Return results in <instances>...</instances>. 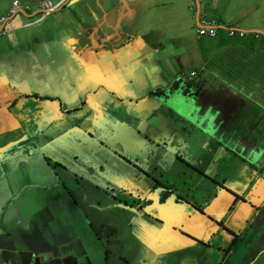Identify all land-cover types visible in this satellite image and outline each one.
<instances>
[{"label":"crops","instance_id":"crops-1","mask_svg":"<svg viewBox=\"0 0 264 264\" xmlns=\"http://www.w3.org/2000/svg\"><path fill=\"white\" fill-rule=\"evenodd\" d=\"M12 1L0 0V17L6 18L4 32H0V264H147L150 257L153 264H198L196 255L199 251L195 247L209 243L212 238L214 244L208 248L221 254L224 253L221 250L227 251L232 245L238 250L243 247L246 223L256 217L251 204H264V110L256 109L252 101L264 104V95L262 98L256 94L248 96L243 86L231 85L232 82L206 65L217 52L224 53L225 46L234 44L231 39L220 46L223 36L219 40V32L220 35L226 31L229 36L239 37L230 35L228 26L264 34V0H51L61 5L46 17H41L39 9L43 0H17L23 11L5 17ZM200 8L206 12L207 18L220 21L222 26L216 36L197 34ZM47 62L52 70L43 71L41 84L55 96L63 94L65 103L76 101L74 90L78 86L84 89L82 93H87L90 86L97 87V96L105 95L102 103L105 108H112L109 99L129 100L138 96L141 99L133 112L148 111L151 122L157 124L175 121L174 114L168 110L162 112L170 115L163 120L159 116L161 112L154 110L161 99L170 101L168 94L171 92L185 89L190 102L197 108L210 105L203 101L205 94L197 92L195 83L191 82L190 86L183 83L182 72L186 76L196 73L191 76L199 77V80L206 76L203 90L209 93L234 91L238 98L249 100L248 106L255 116L251 123L256 126L252 124L247 132H244L245 127L243 131L239 128L232 135V150L240 156L242 165L249 172L248 180L245 181L240 174L234 184L241 188L240 193H246L240 200L239 211L233 215L236 216L232 219L234 222L227 218V212H222L216 214L215 219L220 224L212 232L198 228V224L183 232L169 229L170 239L165 238L167 243L160 249V244L146 242L145 225L148 226L147 232L152 230L149 222L145 224L142 220L141 227L137 226V234L134 232L131 239L140 248H133V244L127 241V230L132 224L129 220L122 222L126 217L111 219L102 205H92L83 197L81 200L76 197L75 191L81 190L84 194L83 176L79 171L85 170L84 164L75 160L73 155L56 157L55 152L45 151L43 147L31 145L27 148L29 136H33L35 130L22 128V123L27 124L26 116H23L22 108L17 110L16 101L21 83H16L17 90L11 88L15 83L13 75L18 73L12 67L19 63L23 74L27 75L31 70H42ZM194 64L197 67H192ZM71 81L74 84L70 85ZM30 83L29 79L23 83V92H33ZM163 95H167L166 98ZM58 103L56 99L47 101L46 109H50V114L44 113L37 121L41 130H45L49 122L59 120L54 116L60 114ZM242 114L236 121H243L244 112ZM215 117L218 119L219 116ZM118 124L110 121L108 131L111 135L118 133ZM169 128H164L167 134ZM156 129L161 130V127ZM212 133L215 135L212 138L217 141L214 128ZM70 140L77 145L76 139ZM17 147L25 154L14 159L17 167L24 164L28 182L53 185L50 190L27 189L22 184H14L16 179L12 172L15 167L8 152L9 149L16 152L14 148ZM55 159L69 167L68 173H64L62 165L54 163ZM85 160L87 164H95L92 157L87 156ZM103 165L105 163L97 162L99 170L104 168ZM50 166L60 175L59 184V177L53 175L49 178ZM74 173L77 182L71 181L68 189H64L65 174L71 176ZM221 177L224 179V175ZM87 180L91 184L86 186L99 184L96 177ZM9 184L17 186L16 192L21 190L18 198ZM73 198L77 199L79 206L74 205ZM132 214L136 218L137 213ZM169 215L171 219L175 218L174 214ZM204 219L211 218L204 216ZM154 233L160 239L157 231ZM219 243L223 246L215 248ZM232 254L235 260L238 255L239 259L249 258L245 251ZM257 264H264V259Z\"/></svg>","mask_w":264,"mask_h":264},{"label":"rangeland","instance_id":"rangeland-1","mask_svg":"<svg viewBox=\"0 0 264 264\" xmlns=\"http://www.w3.org/2000/svg\"><path fill=\"white\" fill-rule=\"evenodd\" d=\"M193 43V41L191 42ZM259 43V42H258ZM211 46H215L213 43L210 44ZM192 67H197V64L192 65ZM187 73H190L189 70H187ZM181 76L184 78V84L189 85L192 81V79L185 78L184 74L182 73ZM206 80V76H202L201 80L199 81L200 88L197 90L199 93L203 89H205L204 81ZM196 83V82H195ZM184 92V93H183ZM232 93H235L234 91H228V90H216L214 93H210L208 99L211 100L212 105L204 106L202 108H197L193 102H190V96L189 93L184 89L182 91H174L169 93L170 101L168 103H171L173 106L180 108L183 114H187L190 118L193 119V122H189L188 126L185 122V118L182 116L177 117V119L171 124L172 128L170 127L168 129V134H166L165 138L162 139L165 141V145L167 146H174L178 147L177 152L182 154L183 156L189 157L195 164L201 165L203 162H208L210 160H214L215 156L214 153H211L209 156L207 155V150L211 147L210 143L213 142L212 146H214V140L212 139V136H215L211 133H209L205 128H215V133L217 135V132L221 129L222 124L220 121H217V118L215 116H219V114H222L229 118L230 120L236 115L238 110V105L240 104L238 102V98L235 96H238L237 93H235V96H231ZM231 96V97H227ZM166 98V97H165ZM254 102V106L256 109H263L264 110V104L260 103L259 101L252 100ZM31 100L23 97L17 102V110H19L22 106H24L23 109V116H26V121L24 124L22 123V128H26L30 130V126H32V120L35 119L39 115L38 107H31ZM23 103H25L23 105ZM215 110L216 112H213L212 110ZM208 110V111H207ZM207 111V112H206ZM217 112L219 114H217ZM214 116V119H210L211 116ZM252 112L250 111V117L246 116L245 120L242 122V125H245V128L247 129V124L252 125L251 120H255V118L252 117ZM211 120H213V126L211 123ZM194 121L198 122L195 123ZM240 121V120H238ZM204 127H202L200 124ZM256 126V124H253ZM170 126V125H169ZM33 130V129H32ZM248 130H244V132H247ZM225 130L221 129L219 131L218 138L226 143L231 148L222 151L223 157L222 159H219L214 162V168L207 167V165H202V168H206V171L211 175V177H206L200 174V172L195 168H192L188 172V181L190 187L187 186L186 189H174L170 187V181L166 179L167 175L171 178H174V175H171V168L168 170V174L164 171L160 173L159 175V181L160 182H154L148 180L140 173H137L135 171H132L125 162L119 163L115 159L113 160L112 164H105V167L109 169L107 170L105 181L107 182L106 186H102L101 184H95L96 188H89L85 189V192H87L88 198L90 199L89 202L91 204L98 203L103 206L106 215L111 219H116L119 217H122L123 219L126 217V212H141L142 209H146L143 212H147L149 216L156 217L154 219L148 220L149 222H152L156 228L159 229V232L157 234L159 237L170 239V233L167 231V225H175V228L177 231L179 229H192L195 225L198 224V228L200 229H207L209 231L219 228L218 223L219 220L215 219V216L217 213L227 212V218L230 219V222H234L232 220L234 217L235 212L239 211V201H235L233 199V196L230 194L231 185L229 183H226V180H221V176H232L234 172V168L238 167V164H231L230 166V172H228L227 167L229 166V161L231 160L232 156V147H233V136L229 138L228 141H225L222 139V136L224 134ZM93 133V132H92ZM134 135H138L135 130L131 126L128 127L127 132L125 133L124 137L121 140H114L113 144H107L106 147L108 150H111V148L116 144L120 143L123 150L128 151H135L130 155L122 154V157L125 159H134L135 154L139 153V160L140 159V151H143L145 148L149 147L148 142L139 140L138 137L133 139ZM87 146L90 147L91 145H97L92 139L87 140ZM60 145L64 148H74L73 142L70 140H65L64 142H60ZM207 146V147H206ZM90 148L95 149V146H91ZM101 149V146L99 145V149ZM140 150V151H138ZM152 152L154 150H151ZM95 152H93V155ZM111 154V153H110ZM113 155V154H112ZM214 156V157H213ZM97 158V157H96ZM227 160H226V159ZM93 161H96L97 159L92 158ZM82 165V164H81ZM248 165V164H247ZM83 166V165H82ZM139 166V165H138ZM249 168V165H248ZM158 169H161V166L158 167ZM94 171V170H92ZM218 172L219 178L216 180V187L213 188L210 184L211 181L215 180L214 172ZM64 173H68L67 170L64 171ZM82 174V173H81ZM91 174H94L93 172ZM103 173L97 172L94 175H100ZM75 175V173H74ZM89 176V175H88ZM89 183V180L85 178V175L83 174V185L86 186V184ZM77 184V183H76ZM91 184V182L89 183ZM177 187H179L182 182H177ZM203 184L205 188V194L202 195H192L190 196V192L192 190H198L203 193ZM207 185H209L207 187ZM101 187V188H100ZM99 188V189H97ZM171 191L175 190V192H179V194L184 195L185 193V202H180L179 197H176L172 203L175 205L182 206L184 203H187L186 206L183 209V212H187L191 215V217L199 218L198 220L194 219H181L179 218L180 213L178 214L175 212L174 206L168 209L167 205L169 202V199L173 197L174 195ZM241 189V188H239ZM95 192H98L102 203L100 200V197L95 196ZM194 192V191H193ZM76 197L81 200L82 197L85 199L84 194H81L80 191H75ZM242 199V198H241ZM90 204V205H91ZM232 208L229 210L230 205ZM229 205V206H228ZM258 206H262L261 204H258ZM183 207V206H182ZM255 207V206H254ZM116 209V210H115ZM255 209V208H253ZM121 212L122 214L119 215L118 212ZM181 212V210L179 211ZM174 214L175 218L171 219L170 215ZM229 214L231 215L229 217ZM137 216L139 218H142L141 214L137 213ZM204 216L209 218L213 217L215 220L212 219H204ZM127 217L130 218L131 223L135 222L134 217L130 216V214H127ZM125 218V221L122 222H128V218ZM122 223V224H125ZM229 226L228 224L226 225ZM261 227H264V224H261ZM212 232V231H211ZM206 233V231L204 232ZM245 236V235H244ZM210 239V238H209ZM128 243L133 244L131 241V238H127ZM210 242H213L214 239H210ZM146 242L149 244L152 243H158L160 244V249H162V244L167 243L166 240L162 241V239H157L156 233L153 234V232H147L146 235ZM227 242V241H226ZM138 249L140 248L139 244H133V246ZM223 244L219 243L215 246V248L221 247ZM137 249V248H136ZM199 252L207 251L210 252L207 245L199 244L197 247H195ZM239 252L238 249L234 251V253ZM121 254V252H120ZM166 256V254H165ZM167 256L172 257L170 254ZM239 256V255H238ZM236 256V258H238Z\"/></svg>","mask_w":264,"mask_h":264},{"label":"flooded vegetation","instance_id":"flooded-vegetation-1","mask_svg":"<svg viewBox=\"0 0 264 264\" xmlns=\"http://www.w3.org/2000/svg\"><path fill=\"white\" fill-rule=\"evenodd\" d=\"M200 16L202 18L208 20V21H215V22L218 23L217 20L207 18L206 12L201 11V8H200ZM183 74H184L185 78L192 79L191 82H193V83L196 82L195 85L197 86L198 89L200 88L199 77L191 76L192 74L191 75L187 74V76H186L185 73H183ZM195 74H193V75H195ZM189 75H190V77H189ZM97 92H98L97 87L94 88L93 86H90L89 89H88V92L85 93V96H86L85 102L86 103L84 102V100L81 101V102H78V103H76V101L73 102V103H70V104H73V106L71 107V109H72L71 116H75V115L80 116V113H79V111L76 108V105H80L81 103L84 104V106H86V108L88 110H90V112H89V116H90L89 120H90V123L93 125V129H91V130L94 131L93 133L95 134L96 137H102L106 133H108V125L110 124V120L116 121L118 119H123V120L127 121L129 123V125L133 128V130H135L136 133L138 134V135H134L133 139L138 137V139H136V141L142 140V141L148 142L149 147L145 148L143 151L138 150V151H140V159L141 160H139V153L135 154L134 159H128L127 160V159H125L123 157L118 156V154H116L115 151H119L118 150V148H119L120 149L119 152H121L122 154L130 155L133 152H135L136 150L135 151L123 150L122 146L118 145L114 149L113 148H111V150L107 149L106 151L101 153V154H105L104 157H101L99 154L98 155H93V151L97 152L98 149H99L97 145H92V146L96 147L95 149H91L87 145L85 147H88V149H84L83 147L81 149V145H77L76 146L77 149H76V151H74V153L82 152L83 155H84L83 156V162L86 163V164H87V160H85V159L87 158V156H89V158L92 157L94 159H97L95 161V164H94L95 167H98L97 166V162L98 161L101 162V163H105V164H109V163L112 164L113 160L115 159L119 163H122V162L124 163L125 162V164H127L128 167L132 171L140 173L145 178L149 179L150 181H153V183L157 182V181L160 182L159 181L160 173L164 171L165 173L168 174V170H169V168H171V171H172L171 175H174V178H171L168 175L166 177V179L168 181H170V187H172L174 189H182V188L186 189L187 186L190 187V185L188 184L189 183V181H188V172H189V170H191L192 168H194V169L196 168L200 172L201 175L206 176V177H211V175L206 171V168L208 166L214 168V164L213 163L216 162L218 160V158L222 159V157H223V153L224 152L223 153H221V152L231 148L226 143L221 141L219 138H218L217 141L212 138L215 143H214V146H212L213 142L210 143L211 147L207 150V155L209 156L211 153H214L213 155L215 156V159L214 160L212 159V160H210L208 162H205V163L203 162V164H201V165L195 164L194 162H191L192 160L189 157L183 156L182 154L178 153L177 152L178 147L167 146V145H165V141L162 140V139H166L165 136L167 134V132H166V130L164 128H169L171 126L172 122L171 123L161 122V123H159V127H161V130L160 129H156V128H154V126H152L153 123L151 122V117L149 116L148 111L144 112V113H135V112H133L134 109L136 107H138L137 103L139 102V100L141 98H139L138 96L137 97L134 96V99H129V100H121V99H118V98L109 99V101L111 103V106H112V109H113V113H110V112L104 110L106 105H102L103 98H105V95H102V96L98 95L97 96ZM189 92L192 93V90L189 89ZM200 93L205 94L203 101H205L207 104L212 105V103H211L212 101L208 99V96L211 95L209 93V91L208 90H202V91L199 92V94ZM150 94H151V92H150ZM166 96L167 95H163L164 98ZM211 96H213V95H211ZM231 96H235V93H232ZM231 96H227V97H231ZM235 97L238 98L237 96H235ZM247 101H249V100L238 98V102L240 104L238 105V110H237L236 115L231 120L229 118H227L226 116H224L222 114H219L217 112V114H219V117H218L217 121H220V123L222 124L221 129L225 130V132H224V134L222 136L223 140L228 141L229 138L232 135H234L235 132H237V130L239 128H241L242 131L244 130V127H245L246 124L242 125V122L245 120L246 116L250 117V108L248 106ZM160 102L161 103H159V106L154 107V110L156 112H161V113H159V116H160V118L162 120L163 119H167V116H170L168 113H162L163 111H167L168 110L170 113L174 114V119L175 120L179 116L184 117L187 126H188L190 121L193 122V119L190 118L187 115L185 116L182 113V111L180 110V108H177V107H175L173 105H167L168 102H165L163 99H161ZM75 103H76V105H75ZM212 111L216 112L214 109ZM59 112H60V114L56 113L54 116L55 117L57 116L58 119L63 118L65 115L61 111H59ZM243 112H244V116H245L243 121H241V120L240 121H238V120L236 121V119L238 118L239 115L240 116L243 115L242 114ZM252 116H251V119H252ZM144 127H146V128H144ZM246 127H247V130H251L252 125H247ZM73 128H74L73 133L68 134L66 138L61 139L59 142L62 143L65 140H70L71 138L75 139V137H80L82 140H85V141L90 140L89 135L86 132H84L82 129L78 128L77 126L76 127L74 126ZM148 128H154V130H153L151 135L147 134L146 131H145ZM127 130H128L127 126H125L122 123H119L118 124V133L116 134L115 139H122L124 137L125 133L127 132ZM219 131L217 132V136H219ZM70 141H72V140H70ZM151 150H154V151L152 152ZM234 162H235V164H238V167L234 168L233 175L229 176V177L228 176H224V179H222V177H221V180H226V183H229L231 185L230 194L233 196V199L235 201H239V200H241V198H243L246 195V193H243V192L240 193L239 192V187L235 186L234 184L236 183V179L239 177L240 174H242V177L244 178L245 181L248 180L249 172L242 165L240 156L232 150L231 160L229 161L230 164L227 167L228 172L231 171L230 170V166H232L231 164H233ZM86 164H84L85 165L84 166L85 170L92 171V169H91L92 165L91 164H87L86 165ZM202 165H207V167L206 168H202L201 167ZM80 166H81V168H83L82 165H80ZM160 166H161V169H158V167H160ZM103 167L104 168L102 170L95 169V171H92V172L94 174H96L97 172L103 173V174H100V175H95L94 177L99 179V184H101L102 186H106L107 182L105 181V178H106L107 170L109 169V167L106 168L104 165H103ZM79 171H80V173H82V176H83V174L85 175L86 179L93 178V176H91V175H94V174H90V173H86L85 174L82 171V169H79ZM75 175L68 176L67 174H65V176H64L65 180H64V183H62V187L64 189H68V186L71 185V181L77 182L75 180L76 179ZM214 175H215V177H213V178H215V180L210 182V184L212 185L213 188L216 187V180L219 178L218 176H221L216 171L214 172V174L212 176H214ZM177 182H182V184L179 187H177V184H176ZM208 186L209 185H207V187ZM89 188H96V187L95 186L94 187L85 186V188H84V197H85L86 201L90 200L88 198L87 192H85V189H89ZM97 189H99V188H97ZM167 189L170 190L169 188H167ZM20 191L18 192V194L20 193ZM192 191H198V190H192ZM171 192H172V194L174 196L169 199V202H168V205H167L168 209L170 210V208L172 206H174L175 212H177L178 214L180 213L181 216H179V218H181V219L191 217V215L188 214L187 212H183V209H184V207L186 206L187 203H184L182 205L183 207L180 206L179 204L175 205V204L172 203V201L176 197H179L180 202H182V201L185 202V198H186L185 193H184V195H181V194H179V192H175V190H172ZM200 193L201 194H205L204 184H203V193L202 192H200ZM95 196L100 197L98 192H95L94 197ZM100 199H101V197H100ZM251 206L254 207V204H251ZM145 210L146 209L144 208V209L141 210V212H136L138 214H141L142 218H139L138 216H136V218H135L132 213H129V212L126 213V217H127V214H130V216H133L134 220H135V222H133V224H132L131 221H130V218L127 217L128 220L130 221V223L132 224L131 227H129V229L127 230V233L129 235L128 237L126 236L127 238H131V239L134 238V232L137 234V231H138L137 226L141 227L142 220L145 223V222H149L148 220L156 218V217H152L151 218V216H149L147 212H143ZM180 210H181V212H179ZM209 218H211L212 220H215L213 217H209ZM251 220H252V218L247 222L248 224H247V227H246L245 236H243V238H245L244 239V246L243 247H239L240 251H242V252L245 251V252L249 253L248 257L255 255L258 252V250L260 249V245L257 248H254V245L256 244V242H255V240L253 238H248L250 233H251V231H252V229H251L248 232V227H249L250 223H251L250 228L252 226L253 227L255 226L253 224V220L252 221ZM257 223H261V219H259L257 221ZM145 226H146L145 230H146V233H147L148 226H147V224ZM167 226H168L167 227V231L169 229L177 231V229L175 228V225H171V226L167 225ZM149 228H151L152 232L153 231L159 232V229L156 228L152 222H149ZM38 231H39L38 234L42 235V231H40V230H38ZM178 231L179 232H183L182 229H179ZM158 237H159V235H158ZM159 238L160 239L162 238L163 240H166L163 237H159ZM212 244H214V243L213 242H209V243H207L205 245H207L209 247ZM239 244H241V242ZM232 246L227 251L221 250V252H224L223 254H221L218 250H210V249H209L210 252H207L205 250V251H202L201 253L198 252L197 255L195 253L196 257H198V264H225V263L226 264H257V259L264 256V249H261V251L258 254H256L255 257L253 256V258H251V259H249L247 261H244L245 257H243V259L242 258L241 259L236 258L237 260H235V257L232 258L233 257L232 253H234V251L238 247H236V246L232 247ZM133 248H135V247L133 246ZM158 254H160V251H158ZM186 254L189 255L187 252H186ZM154 255L156 257L157 254L154 253ZM147 264H153V260H152L151 257H150V259H149Z\"/></svg>","mask_w":264,"mask_h":264},{"label":"water","instance_id":"water-1","mask_svg":"<svg viewBox=\"0 0 264 264\" xmlns=\"http://www.w3.org/2000/svg\"><path fill=\"white\" fill-rule=\"evenodd\" d=\"M18 11H23V9L19 8ZM1 29L2 28H0V31H1ZM15 65H16V67H12V68L17 69L18 73H14V75H13V81L15 83H13L14 86H12L11 88L17 90L18 85L16 83H19V84L21 83V90L19 93H17L16 101L17 100L19 101L23 95V97L30 99L32 101L31 102L32 108L39 106L38 107L39 115L37 117H35L34 120H32V126H30V130L34 129L35 133L33 134V136H29L30 141H28V144H30V145H27V148L30 147L31 145H33L37 148L43 147L45 149V151L55 152L57 154L56 157H58L60 154H63L66 157L73 155L75 160H78L82 164H86L83 162V156H84L83 153L82 152L74 153V151H76L77 145H81V149H82V147L84 149H88V147H85L87 145V143H86L87 141L82 140L80 137H75L77 145H74V148H64V147H62V145H60V142H59L61 139L66 138L68 134L73 133V131H74L73 127L74 126L75 127L77 126L78 128L82 129L84 132H86L89 135L90 139H92L97 144L98 148H99V145L101 146V149L98 150L97 152H95L94 155L99 154L101 157H104L105 154H101V153H103L104 151L107 150L106 145L107 144L112 145L114 140H121V139H115L116 135L115 134L111 135V133H109V131H108V133H106L102 137H96L95 134L92 133L94 131L91 130V129H93V125L90 123V120H89L90 110H88L86 108V106H84V104H82V103L80 105H76V103L81 102L83 100L85 102L86 96H85V93H82L84 90L82 87L78 86V88L74 90L75 94L77 95L75 105H76L77 110L80 113V116H78V115L71 116V112H72L71 107L73 106V104H70V103L68 104L67 102L65 103L64 99L62 97V96H64L63 94H62V96L61 95L55 96V95H53L52 92H48V90H46L42 86L41 74H43V71H45V70L47 71L48 68L51 69L49 62H47V64H44L42 70L37 68V69L31 70V72L27 75L23 74V68H22V66L19 65V63L18 64L15 63ZM27 79H29V81L31 82L30 84L33 88V92H23L22 91L23 83ZM71 84H74V82L71 81L70 85ZM105 88L109 90V88H107V87H105ZM46 91L48 93H45ZM112 93H114V91H112ZM44 98H47V99H44ZM52 99H56L59 101V103H58L59 109L65 116L63 118H60L59 120H53V121L49 122L47 124V126L45 127V131H44V130L40 129L41 125L37 121L42 119V115L44 113L47 115L50 114V109L49 108L46 109V106H47V101H50ZM24 104L25 103H23V105ZM21 108L24 109V106H22ZM105 111L113 113V109L110 107L105 108ZM110 121H114V120H110ZM115 122L116 123H122L127 127L130 126L129 123L123 119H118ZM194 122L198 124V122H196V121H194ZM213 122L214 121L211 122L212 126H213ZM152 126H154V128H158L159 124L153 123ZM144 128H146V127H144ZM205 129L209 133L213 134L212 133L213 128L212 129L205 128ZM145 131L147 134H150V135L152 134V128H148ZM214 131H215V128H214ZM118 145H120V143H116L112 148L114 149ZM9 150L10 151L8 152V158H10V160L13 159L14 167H15V169L12 172V175H14L15 179H16V183H14V184H16V185L22 184V186H25L27 189L34 188V189L38 190L37 188L39 187L40 191L42 188H43V190H50L51 189V186H53V185L49 186L48 184H45V185H43V184H40V185L30 184L28 182V176L29 175H27L25 172L24 164H21L22 167H17V165H16L17 161L14 159V158L18 159L19 157L23 156L25 154V152L20 151L19 147L14 148V150H16V152H14L13 149H9ZM118 150L120 151L119 148H118ZM119 151H115V153L118 154V156L122 157V153ZM0 153H2V151H0ZM4 162H5V159L2 157V163H4ZM54 163L62 165L65 170L69 169L68 166H66L65 164H63L62 162H60L56 159H55ZM53 167H54V165H53ZM53 167L50 166L49 178L51 179V176H53V175L59 177V181H58V184H59L62 179H61L60 175L58 174L57 170H55V168H53ZM91 169L95 171V169H98V167H95V165H92ZM82 171L85 174L86 173L91 174V172H92V171H87V170H83V169H82ZM25 180H26V184H24ZM53 184H55V183H53ZM58 184H56L54 188H56ZM9 188L13 191V194H17L16 198H18L20 196L21 191L19 194H18L19 191L16 192L17 186L15 187V186H13V184H9ZM16 198L14 201H16ZM72 202L74 203L75 206H79L77 199L73 198ZM254 208L257 211V213H255L256 217L255 218L252 217L253 224L255 226L254 227L252 226L250 228V225H251V223H250V225L248 227V232L251 229H252V231H251L248 238H253L255 240L256 244L254 245V248H257L260 245V249L256 253V254H258L261 251V249H264V227H261V224L262 223L264 224V204L260 207L255 206ZM259 219H261V223H257V221ZM169 253H167V255ZM256 254L254 255V257L256 256ZM251 258H253V256H250L248 259H247V257H245L244 261H247ZM263 259H264V256L261 258H258L257 263L259 260H263Z\"/></svg>","mask_w":264,"mask_h":264},{"label":"trees","instance_id":"trees-1","mask_svg":"<svg viewBox=\"0 0 264 264\" xmlns=\"http://www.w3.org/2000/svg\"><path fill=\"white\" fill-rule=\"evenodd\" d=\"M218 23L220 24V21H218ZM221 31L225 30L221 29ZM226 33L227 32L225 31L223 35H220L219 32L218 39L220 40L223 36L220 40V46H224L231 39L234 44L225 46L223 50L226 52L224 53L217 52L214 57L209 60L206 66L209 69L217 70L216 72H219L221 77L232 82L230 83L231 85L237 83L243 86L245 93L248 94V96L250 94H256L262 98L264 95V34L249 33L246 37H236L229 36ZM249 54H253V57H245L249 56ZM255 90L258 91L254 92ZM262 99L264 100V98ZM252 117L255 118V116ZM189 194L190 196L202 195L200 191H192ZM231 208L232 206L230 205L229 210ZM255 212L257 213L256 210ZM230 216L231 215L229 214V217ZM247 224L248 223H246V227ZM238 241H240V239ZM234 243L236 244V242Z\"/></svg>","mask_w":264,"mask_h":264},{"label":"built area","instance_id":"built-area-1","mask_svg":"<svg viewBox=\"0 0 264 264\" xmlns=\"http://www.w3.org/2000/svg\"><path fill=\"white\" fill-rule=\"evenodd\" d=\"M61 4H55L54 2H52L51 0H43L41 2V4L39 5V9L41 12V17H46L47 15L51 14L52 12H55V10L60 6ZM19 8H23L17 0H13L11 7L9 8V10L7 11V14L5 15L8 16L10 14H15L18 12ZM40 17V18H41ZM38 18V19H40ZM37 19V20H38ZM6 18L4 17H0V25H2L1 29V33L4 32L3 29V25L5 22ZM218 26L219 24L215 21H208L202 17H200L199 19V25L197 26V32L199 35H205V36H210V37H214L217 34L218 31ZM235 30H230V34H234ZM246 32L245 31H241L240 34L244 35ZM247 34V33H246ZM195 73H192V75Z\"/></svg>","mask_w":264,"mask_h":264},{"label":"clouds","instance_id":"clouds-1","mask_svg":"<svg viewBox=\"0 0 264 264\" xmlns=\"http://www.w3.org/2000/svg\"><path fill=\"white\" fill-rule=\"evenodd\" d=\"M193 6L194 5H192V8H193ZM198 16H199V19H200V11H199V13H198ZM219 24V23H218ZM199 25V24H198ZM222 25L221 24H219V26H218V31H219V28L221 27ZM228 29H229V34H230V30H235V33L234 34H230V35H238V36H247L249 33H253V32H249V31H247V30H243V29H239V28H236V27H234V26H228ZM218 31H217V33H218ZM241 31H245L246 33L244 34V35H241L240 34V32ZM196 32H197V28H196ZM197 34H198V32H197ZM199 35V34H198ZM217 35V34H216ZM201 36H205V35H201ZM207 37H210V36H207Z\"/></svg>","mask_w":264,"mask_h":264}]
</instances>
